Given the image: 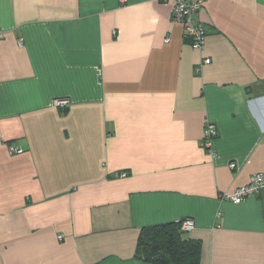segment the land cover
Returning a JSON list of instances; mask_svg holds the SVG:
<instances>
[{
	"label": "crops",
	"instance_id": "crops-1",
	"mask_svg": "<svg viewBox=\"0 0 264 264\" xmlns=\"http://www.w3.org/2000/svg\"><path fill=\"white\" fill-rule=\"evenodd\" d=\"M174 6L0 0V264H153L186 219L200 264H264V189L221 199L264 173V0H205L203 51Z\"/></svg>",
	"mask_w": 264,
	"mask_h": 264
},
{
	"label": "built area",
	"instance_id": "built-area-1",
	"mask_svg": "<svg viewBox=\"0 0 264 264\" xmlns=\"http://www.w3.org/2000/svg\"><path fill=\"white\" fill-rule=\"evenodd\" d=\"M168 1V0H164ZM175 3L173 12V21L175 23H180L183 26V33L185 40L189 45L198 51H203L205 48L207 29L206 26L200 22L197 18L199 11L203 8L205 0H173ZM211 59H205L203 64H210ZM200 71V69H197ZM70 102L66 99L56 100L54 106L57 108L66 109ZM218 136L216 127L208 123L205 127L204 138L202 146L205 149H210L212 147L213 140ZM12 153H20L14 147L11 148ZM231 168L235 169L236 164L232 163ZM122 174L121 176H125ZM264 189V173L254 174L250 178V182L243 187L237 188L234 191H227L221 194V199L224 201H230L234 204H240L247 198L252 196H257ZM181 229L185 232H191L195 228L194 221L191 219H186L181 222ZM61 238V237H60Z\"/></svg>",
	"mask_w": 264,
	"mask_h": 264
},
{
	"label": "trees",
	"instance_id": "trees-1",
	"mask_svg": "<svg viewBox=\"0 0 264 264\" xmlns=\"http://www.w3.org/2000/svg\"><path fill=\"white\" fill-rule=\"evenodd\" d=\"M181 224L148 230L139 239L137 258L153 264H200L201 244L187 238Z\"/></svg>",
	"mask_w": 264,
	"mask_h": 264
}]
</instances>
